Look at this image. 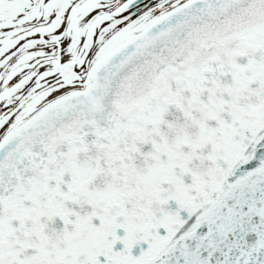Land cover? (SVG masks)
I'll list each match as a JSON object with an SVG mask.
<instances>
[{
  "label": "snow or ice",
  "instance_id": "1",
  "mask_svg": "<svg viewBox=\"0 0 264 264\" xmlns=\"http://www.w3.org/2000/svg\"><path fill=\"white\" fill-rule=\"evenodd\" d=\"M0 264H264V0H0Z\"/></svg>",
  "mask_w": 264,
  "mask_h": 264
}]
</instances>
